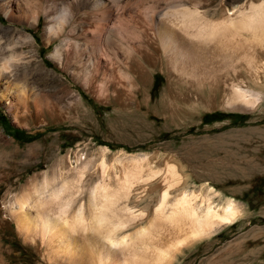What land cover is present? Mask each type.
Wrapping results in <instances>:
<instances>
[{
	"label": "bare ground",
	"instance_id": "bare-ground-1",
	"mask_svg": "<svg viewBox=\"0 0 264 264\" xmlns=\"http://www.w3.org/2000/svg\"><path fill=\"white\" fill-rule=\"evenodd\" d=\"M0 12L11 23L24 22L32 29L44 18L42 45L61 38L49 57L84 84L96 78L95 68L106 59L120 64V78L134 85H147L151 73L160 69L172 96L182 92L197 99L209 92L224 107L244 110L256 94L251 85L260 84L264 73L262 1L223 7L217 19L216 12L207 14L185 0H2ZM24 40L30 46L35 41L32 36ZM4 52L0 50L1 100L17 110L28 109L32 102L38 110V95L13 76L15 55ZM120 54L126 62L119 61ZM8 97H14V103ZM120 164L115 184L101 166L100 179L88 193L89 216L83 203L70 216L69 202L75 198H70L65 180L45 198L36 191L34 199L29 194L15 199L9 214L18 232L29 243L46 245L49 261L57 264H172L184 248L209 239L244 214L231 197L218 204L215 198L220 195L213 187L207 186L205 193L183 188V177L167 161L157 169L149 163ZM86 167L80 163L72 171L82 173ZM142 201L147 207L152 203L151 210L136 209ZM3 243L0 264L9 258Z\"/></svg>",
	"mask_w": 264,
	"mask_h": 264
},
{
	"label": "rangeland",
	"instance_id": "rangeland-1",
	"mask_svg": "<svg viewBox=\"0 0 264 264\" xmlns=\"http://www.w3.org/2000/svg\"><path fill=\"white\" fill-rule=\"evenodd\" d=\"M245 1L185 0L207 14L216 12L214 19L223 7L237 8ZM43 21L40 17L39 27L32 29L24 22L11 23L0 12V50L15 55L13 76L38 95L39 105L35 110L31 102L28 109L17 110L0 98V243L9 253L4 263L57 264L49 261L46 245L29 243L18 232L9 214L15 199L24 194L34 199L36 191L45 198L65 180L70 198H75L68 213L71 216L83 203L89 216L88 193L100 179L101 166L115 184L120 162L145 161L142 166L149 163L157 169L167 161L183 177V188L205 193L207 186L213 187L220 195L215 198L218 204L231 197L244 210L233 225L184 248L172 264H264V73L260 84L251 85L256 94L244 110L224 107L209 92L203 94L205 99L182 92L172 96L160 69L151 73L147 85H134L120 78V64L106 59L95 68L96 78L84 84L49 57L61 38L44 47ZM30 36L35 40L31 46L24 40ZM8 43L15 45L7 50ZM118 59L126 62L123 54ZM74 68L69 66L70 71ZM8 100L14 103V97ZM85 162L88 167L82 173L72 171ZM68 184L77 187L70 190ZM151 204L142 201L136 209L149 211Z\"/></svg>",
	"mask_w": 264,
	"mask_h": 264
},
{
	"label": "trees",
	"instance_id": "trees-1",
	"mask_svg": "<svg viewBox=\"0 0 264 264\" xmlns=\"http://www.w3.org/2000/svg\"><path fill=\"white\" fill-rule=\"evenodd\" d=\"M207 117H208V116L205 115L203 119H206ZM14 132H16V133H21L19 130H14ZM14 137H15L16 139L19 138L18 136H15V134H14Z\"/></svg>",
	"mask_w": 264,
	"mask_h": 264
},
{
	"label": "snow or ice",
	"instance_id": "snow-or-ice-1",
	"mask_svg": "<svg viewBox=\"0 0 264 264\" xmlns=\"http://www.w3.org/2000/svg\"><path fill=\"white\" fill-rule=\"evenodd\" d=\"M226 3H228V0H226Z\"/></svg>",
	"mask_w": 264,
	"mask_h": 264
}]
</instances>
